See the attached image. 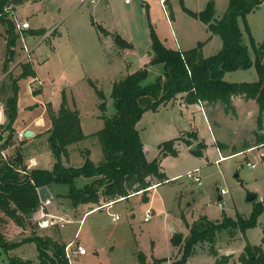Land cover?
<instances>
[{"label": "rangeland", "instance_id": "374dc122", "mask_svg": "<svg viewBox=\"0 0 264 264\" xmlns=\"http://www.w3.org/2000/svg\"><path fill=\"white\" fill-rule=\"evenodd\" d=\"M130 2L23 0L8 12L16 24L14 37H9L8 28L0 18V124L8 133L13 131L10 144L4 149L10 155L17 149L23 151L29 169H51L57 160L48 140L47 130L52 124L47 109L51 106L58 110L64 94L70 106L79 110L88 137L68 147L69 158L62 154L63 163L80 166L88 152L94 161L102 160L103 149L95 132L105 125L102 115L115 112L111 97L113 83L145 66L150 70L149 81H154L160 73L159 66L150 64L153 30L170 48L191 49L203 42L204 56L217 53L223 46L221 36L212 34L208 24L193 14L204 10L209 0H166V9L160 0ZM229 2L215 0V20L223 16ZM16 20L20 24L28 21L30 27L20 30ZM238 23L255 60L252 42L257 45L264 42V0L259 7L239 16ZM105 28L114 34L121 33L130 47L119 49ZM8 55L10 61H7ZM28 62L35 76L23 74V65ZM224 78L231 82L256 81L259 74L253 64L229 71ZM95 86L106 96V112L99 106L101 98ZM13 98L16 109L12 118L9 108ZM234 105L235 110L231 112L223 105L210 108L209 121L202 107L193 104L183 108L169 101L157 110H147L137 128L149 159L157 155L161 142L181 133L176 141L178 155L163 157L165 170L173 179L146 194L140 192L116 200L111 207L98 208L86 216L90 205L70 208L64 197L52 193L51 200H40L42 204L35 219L47 213L56 215L59 223L45 227L37 223L34 229L29 225L20 226L8 215L0 214V232L6 240L19 242L33 233L41 237L50 235L67 246L66 240L73 239L69 264H141L140 253L152 264L154 258L174 259L173 253L177 254L179 248L172 242L173 235L189 234V225L202 216L213 221L226 217L250 218L255 205L260 203L263 207L257 213L255 226L246 231L241 227L227 228L217 234L218 257L233 253L228 264H242L239 255L247 242L263 244L264 248V156L261 155L264 140L259 141L260 135H264V114L259 118V104L255 99L236 97ZM27 126L36 132L22 138L20 133ZM193 132L196 139L191 135ZM214 137L218 138L222 153L230 156L219 163L215 161L220 154ZM188 139L193 142L191 145ZM198 143L204 144L201 155L191 148L196 144L197 149ZM252 146L256 149L246 151ZM248 161L255 162L256 166L250 167ZM196 168H199L201 183L187 176L188 171ZM248 191L257 192V198L247 200ZM149 207L153 213L146 221ZM113 214H120L121 218L113 220ZM80 241L87 249L85 254L76 250ZM215 260L209 243L202 242L187 264H214ZM12 262L40 264L36 244L25 242L8 251L0 245V264Z\"/></svg>", "mask_w": 264, "mask_h": 264}, {"label": "trees", "instance_id": "16d2710c", "mask_svg": "<svg viewBox=\"0 0 264 264\" xmlns=\"http://www.w3.org/2000/svg\"><path fill=\"white\" fill-rule=\"evenodd\" d=\"M21 1L23 0H0V18L8 28L9 37L16 35V24L9 18L8 12ZM262 2L263 0H230L226 12L218 20H215V0H209L207 7L201 12H193L208 24L212 34L220 35L223 40L220 51L210 56L203 55V42L191 49L170 48L153 30L150 64L159 66L160 73L154 81H149L150 70L145 66L129 72L113 83L111 97L115 112L112 115L103 114L105 125L95 132L103 149V157L99 162H95L88 152L80 166L63 163L62 154L69 158L68 147L86 139L88 134L82 127L79 110L70 106L66 94L58 110L49 106L47 112L52 125L47 130L48 140L57 160L51 169H29L20 149L11 153L9 162L0 155V214L8 215L20 226L29 225L35 229L39 223L35 219V213L42 204L39 187L47 186L54 196L64 197L67 207L77 209L80 205L87 204L90 205L88 210H91L136 193L146 194L151 186L167 181L169 177L162 169L161 160L169 154L178 155L176 141L180 136L161 142L158 156L149 159L137 123L147 110H157L169 101L181 98L184 104L199 103L211 108L223 105L226 111L231 112L235 110L236 97L255 99L259 104L261 118L264 114V42L259 45L252 42L255 51L253 60L238 17L259 7ZM114 41L119 49L131 45L118 33L114 34ZM11 44L12 40L8 44L9 50ZM8 56L7 61H10L11 56ZM253 64L259 74L256 81L231 82L224 78L229 71L249 68ZM23 66L24 75L35 76L29 62ZM95 87L101 98L99 106L106 112V96ZM9 109L13 118L16 109L14 98L10 101ZM7 127L10 129L11 125ZM11 130L4 147L10 144ZM191 135L196 139L195 132ZM262 140L264 135H260L259 141ZM186 141L190 145L193 143L189 139ZM203 147L204 144L198 143L195 152L201 155ZM61 186H66L67 189H61ZM262 207L263 204H256L250 218L239 217L237 220L226 217L222 221H213L202 216L189 225V234L179 232L173 235L172 242L179 248V254L174 259L169 261L167 258H154L152 264H187L195 254L196 246L202 242L209 243L211 254L216 256L214 264H228L232 254L218 257L215 246L218 232L237 227L246 231L255 226L257 213ZM4 236L0 232V245L7 251L25 242H34L39 251L40 264H69L67 244L60 243L50 235L41 237L33 233L21 242L6 240ZM139 259L141 264H149L144 254L140 253ZM239 259L242 264H264L263 244L253 245L247 242Z\"/></svg>", "mask_w": 264, "mask_h": 264}, {"label": "built area", "instance_id": "2783aa9c", "mask_svg": "<svg viewBox=\"0 0 264 264\" xmlns=\"http://www.w3.org/2000/svg\"><path fill=\"white\" fill-rule=\"evenodd\" d=\"M160 1L162 3L163 7L166 9V3H165L166 0H160ZM126 2H130V0H126ZM12 10L13 9H11V11ZM16 22H17V26L20 28V30L27 29V28L30 27V24H29L28 21H24L21 24L17 20H16ZM202 109L204 110L203 106H202ZM20 136H22V138H26L27 137L26 132L23 131L22 133H20ZM8 137H9V134L7 132V129L5 128L4 125H1L0 124V155L5 160H8V162H9V159H10L9 150L8 149H4V144L8 140ZM257 148H259V147H257ZM255 149H256V146H252V147L248 148L246 151H253ZM219 154H220V157L215 160L218 163L221 162V161H223V160H225V159H227L228 157H230L228 155L223 154L221 152V150H219ZM261 155L264 156V153H261ZM248 165L250 167H254V166H256V163L255 162L248 161ZM21 171L22 172H26L27 170H21ZM187 176L190 179H192V180H194V181H196L198 183H201L202 177H201V174L199 172V168H196V169H193V170L188 171ZM158 185L159 184H155V185L151 186L150 189L153 188V187H157ZM223 191L224 190H222L221 192L223 193ZM114 202L115 201L107 202L104 205H102V207H111ZM102 207L100 206L98 208H101L102 209ZM152 213H153V209L151 207H149L147 209V212H146V215H145V220L146 221L147 220H150V218L152 216ZM45 216H49V217L44 218ZM55 218H56V215H49V214L46 213V214H42L41 215V217L38 220V222H39V224L41 226H44L45 227V226H48V225H53V224L59 223V220H57ZM112 218H113V220H119L121 218V215L120 214H113L112 215ZM61 225L64 227L63 224H61ZM74 243L75 242L72 241L66 247V255H67V258L69 259V261H72V255H71L70 250H72V246L74 245ZM76 250L80 254L87 253V249L84 248V246H82L81 244H77Z\"/></svg>", "mask_w": 264, "mask_h": 264}, {"label": "crops", "instance_id": "0c3cea01", "mask_svg": "<svg viewBox=\"0 0 264 264\" xmlns=\"http://www.w3.org/2000/svg\"><path fill=\"white\" fill-rule=\"evenodd\" d=\"M102 2H105V4L106 3H108L109 2V0H102ZM127 4H130L131 2H126ZM168 13V12H167ZM105 30H107L108 31V33H109V35L113 38V40H114V33L110 30V29H106L105 28ZM118 34H120L121 36H122V34L121 33H118ZM124 38V37H123ZM125 39V38H124ZM128 41V40H127ZM35 79H37V77H35ZM239 98H241V99H244V98H242V97H239ZM171 102H173V103H177V104H181L182 106H183V108H186V107H188V106H191L192 104H184V103H182L181 102V98H179V99H177V100H175V101H171ZM193 105H196L197 107H199V108H201L202 106L199 104V103H194ZM203 108H204V111H205V113H206V115H207V119H208V121L210 120V116L208 117V110L211 108L210 106H208V105H205V106H203ZM1 123V122H0ZM212 123V122H211ZM3 124V123H2ZM29 129H31V130H33L34 132H36L34 129H32L30 126H27L26 128H25V132L28 130L29 131ZM86 133V132H85ZM86 134H88V133H86ZM181 134V133H180ZM179 134V135H180ZM178 135V136H179ZM177 136V137H178ZM214 144H215V146H216V148L217 149H219V150H221V152H223V148H221L219 145V143H218V138L217 137H214ZM219 144V145H218ZM145 147H146V145H145ZM147 151V150H146ZM158 154H159V151H158V153H157V155L156 156H158ZM155 156V157H156ZM164 159V158H163ZM163 159L161 160V165H162V169H163V171L167 174V176L169 177V179H173L174 177H171L168 173H167V170H165V167H164V163H163ZM100 161V160H99ZM99 161H95V162H99ZM168 179V180H169ZM153 193H154V190L152 191V195L150 196V200L152 201L153 200ZM139 194V193H138ZM53 195V194H52ZM137 195V194H136ZM131 196H135V194L134 195H131ZM130 196V197H131ZM130 197H128V198H130ZM127 199V198H126ZM121 200V199H120ZM113 205V204H112ZM97 208H95V209H91V210H87L86 211V213H85V216H86V214H88V213H90V212H93L94 210H96ZM81 221H83V219H81ZM73 239H71V240H66V242L67 243H70L71 241H72ZM79 244H81L82 246H84L85 247V245L83 244V242H79ZM80 254V253H79ZM231 254H233V253H231ZM175 255H176V252H175ZM175 255H173V256H175Z\"/></svg>", "mask_w": 264, "mask_h": 264}, {"label": "water", "instance_id": "95a60500", "mask_svg": "<svg viewBox=\"0 0 264 264\" xmlns=\"http://www.w3.org/2000/svg\"><path fill=\"white\" fill-rule=\"evenodd\" d=\"M34 133L33 130L29 129V131L27 130L26 131V135L27 136H31L32 134ZM192 149H196V144L192 145L191 147ZM38 193H39V196H40V200L42 202H46V201H49L51 200L52 198V192L51 190L46 186H42V187H39L38 188ZM258 196V193L257 192H254V191H248V194H247V200H254L256 199ZM219 198L220 200L222 199V196L221 194L219 195ZM173 255H175V252L173 253Z\"/></svg>", "mask_w": 264, "mask_h": 264}]
</instances>
